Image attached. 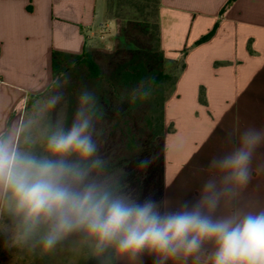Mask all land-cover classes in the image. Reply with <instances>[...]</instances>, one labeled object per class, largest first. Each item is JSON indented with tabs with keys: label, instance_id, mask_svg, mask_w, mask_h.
<instances>
[{
	"label": "clouds",
	"instance_id": "9594fccd",
	"mask_svg": "<svg viewBox=\"0 0 264 264\" xmlns=\"http://www.w3.org/2000/svg\"><path fill=\"white\" fill-rule=\"evenodd\" d=\"M64 83L57 77L42 103L0 130L6 243L47 255L73 240L97 264H144L146 256L152 264H264V209L243 204L254 171L264 170L253 168L264 128H244L230 151L212 157L193 199L175 206L151 196L140 200L100 155L96 125L104 111L96 93L80 91L69 123L58 111ZM154 161L144 157L137 167Z\"/></svg>",
	"mask_w": 264,
	"mask_h": 264
},
{
	"label": "crops",
	"instance_id": "0c3cea01",
	"mask_svg": "<svg viewBox=\"0 0 264 264\" xmlns=\"http://www.w3.org/2000/svg\"><path fill=\"white\" fill-rule=\"evenodd\" d=\"M228 2L156 0L162 56L176 61L186 50L163 113L172 130L163 136L162 200L173 206L198 195L210 159L240 131L264 128V0ZM104 22L105 0H0V130L51 87L53 53L81 55L88 31ZM261 165L264 146L253 168ZM243 204L264 209V170L254 171Z\"/></svg>",
	"mask_w": 264,
	"mask_h": 264
},
{
	"label": "rangeland",
	"instance_id": "374dc122",
	"mask_svg": "<svg viewBox=\"0 0 264 264\" xmlns=\"http://www.w3.org/2000/svg\"><path fill=\"white\" fill-rule=\"evenodd\" d=\"M105 1L106 22L96 27L93 26L88 31V43L86 47V55H91L92 59L102 69L104 73L102 79L98 81L92 78L86 67L74 63L70 64L66 71L57 74L54 80L59 77L62 83L66 81L61 89L64 94V100L58 106V111H61L70 123L77 107V97L82 89L88 88L94 91L100 104L102 96L107 94L106 90H109L110 87L112 88L113 82L110 81L111 77H113L115 70L118 69L119 62L123 60V57L118 55L117 49H128L132 54L134 53L133 55L135 57H140L148 64L149 77L135 91L130 92L128 96H123L124 98L121 97L125 99L123 102L128 109L123 112L120 120L115 125H111L110 122L103 118L97 122V130L102 129V135L97 137L100 145V155L107 159L111 166L113 162L119 159L128 160V158H141L143 156L142 150L146 144V133L155 124L161 110L164 109L162 102L171 94L174 79L183 64V55L177 56L176 61L164 59L160 54L152 30L149 32L139 31L137 34L134 33L136 35V43L141 46L140 49L132 42H125L122 35L118 36L116 16L120 15V13L131 14L136 8L134 6L141 7L145 5L143 0ZM155 10L156 0H149L148 12L151 15L150 21L152 22L155 21ZM157 75L160 77L163 76L164 78L148 92L149 96L147 99L141 100L139 94L142 93V89L150 86V83H152L154 77ZM51 90L52 85L40 98L34 99L33 102L37 104L42 103L41 98ZM121 93L123 94V91ZM134 95H136L135 100H133ZM23 112L24 108L20 110L18 115ZM171 130V126L166 130L164 128V133L165 131L169 132ZM100 138H103L105 141H102ZM156 159V164L159 170H161V152H157ZM134 184L133 190L131 191L129 188V191L131 194L136 192L137 199L143 200L151 193V197L160 201L159 178L153 184L154 187L152 186L151 188H149L150 186L147 187L146 184L145 186L144 184L140 186L139 176ZM84 249L88 251L87 248L81 247L73 240H70L65 245L59 247L54 253L41 255L39 250L31 252L25 248L6 243L4 237L0 236V264H80L79 261L84 255Z\"/></svg>",
	"mask_w": 264,
	"mask_h": 264
},
{
	"label": "trees",
	"instance_id": "16d2710c",
	"mask_svg": "<svg viewBox=\"0 0 264 264\" xmlns=\"http://www.w3.org/2000/svg\"><path fill=\"white\" fill-rule=\"evenodd\" d=\"M145 5L141 7H136L135 10L131 14H121L117 15V32L118 36L122 35L125 42H132L134 45L139 47L140 45L136 43L135 34L139 33V31H151L154 34V37L157 41V27L155 21H150L151 15L148 12V1L143 0ZM235 0H229L227 5L231 4ZM156 11V10H155ZM224 9H222L221 14L223 13ZM156 16V12H155ZM215 31V27L205 36H203L199 43L208 40ZM135 33V34H134ZM134 37V38H133ZM118 50V55L123 57L122 62H119V67L115 70L113 77H111L112 88L110 87L109 90H106L107 94L102 96L100 105L104 111L103 119L107 120L111 123V125H115L121 118V115L125 110L128 108L125 107L124 104V97L128 96L130 92L135 91L140 85H142L143 81L146 80L148 76L149 67L148 64L143 61L140 57H135L130 50L125 48H120ZM186 50L183 51V55H185ZM161 54V52H160ZM162 55V54H161ZM164 58V57H163ZM81 64L86 67L88 73L92 78L96 80H101L102 76L104 75L100 66L96 63L95 60L92 59L91 55H86V48L84 49L81 55H69L64 53L55 52L52 55V73L55 77L57 74L66 71L70 64ZM183 64L181 66V69ZM180 69V70H181ZM114 71V70H113ZM180 72V71H179ZM153 77V75H151ZM150 77V78H151ZM164 77H160L159 75L155 76L150 86H147L142 89L143 92H149L153 87H155ZM176 79V78H175ZM174 79V82H175ZM173 82V84H174ZM173 89V85H172ZM123 91V94L121 93ZM105 93V91H104ZM172 93V91H171ZM114 94H116L114 96ZM36 95L31 96L24 107L29 108L34 99H38L42 96ZM123 97V98H121ZM167 98L162 102L165 106ZM135 105V104H134ZM163 110V111H162ZM155 124L149 128L147 131V139L146 144L143 147L141 158L133 157L131 160L119 159L113 162L110 166V170L116 172L117 174H121L124 181L129 185L131 191L134 187V183L139 176V185L143 186L145 184L154 187L155 181L159 178L160 180V201L162 200V175H163V153H164V144H163V136H164V122H163V113L164 109H162ZM102 135V134H101ZM102 141H105L103 138H100ZM161 152V170H159L158 165L156 164V155L157 152ZM101 154V153H100ZM147 156H154L155 161L154 163L149 166L147 169H140L137 167L138 161L143 159ZM159 164V165H160ZM141 170V173H140ZM141 188V187H140ZM151 193L148 194L147 197L150 196ZM134 197L136 198V192H133ZM139 195V192H138ZM147 195V194H146ZM154 196V193L152 192ZM154 198V197H152ZM83 257L80 258V264H97V261L91 257V254L84 249Z\"/></svg>",
	"mask_w": 264,
	"mask_h": 264
}]
</instances>
